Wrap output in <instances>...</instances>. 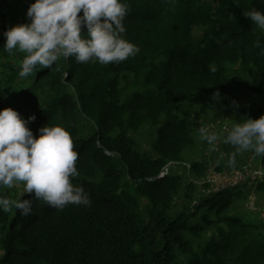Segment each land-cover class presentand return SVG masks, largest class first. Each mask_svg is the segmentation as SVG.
Segmentation results:
<instances>
[{"label": "trees", "instance_id": "1", "mask_svg": "<svg viewBox=\"0 0 264 264\" xmlns=\"http://www.w3.org/2000/svg\"><path fill=\"white\" fill-rule=\"evenodd\" d=\"M33 2L0 0V110L16 107L18 84L30 82L19 102L24 119L36 117L28 127L34 136L48 124L69 131L79 153L72 183L92 203L56 210L33 200L28 216L0 210V264H264V216L233 210L242 188L197 197L180 174L160 176L195 144L188 114L196 96L219 91L226 105L235 68L254 97L264 95V54L253 46L264 48V31L244 15L264 11V0H126L125 38L140 48L134 57L108 65L60 58L21 78L12 58L26 54L5 51L4 32L28 22ZM232 111L236 122L254 119L248 105ZM143 125L156 130L154 154L136 150L128 134ZM260 163L264 169V156ZM182 166L203 182L205 164ZM23 188H1L0 196L33 199ZM253 188L264 196V179ZM180 197L193 207L175 211Z\"/></svg>", "mask_w": 264, "mask_h": 264}, {"label": "clouds", "instance_id": "2", "mask_svg": "<svg viewBox=\"0 0 264 264\" xmlns=\"http://www.w3.org/2000/svg\"><path fill=\"white\" fill-rule=\"evenodd\" d=\"M128 12L126 0H34L26 12L28 22L9 27L4 32L3 48L7 52L16 50L26 54L19 72L21 78L30 76L37 66L52 68L60 58L74 57L77 63L119 64L140 51L125 38L124 21ZM244 15L264 31V11L253 8L244 11ZM83 28L87 29L86 33L82 32ZM253 46L261 48V54H264L260 41ZM212 99L219 103L223 97L216 91ZM2 106L0 187L11 189L16 183L23 182V194H34V198L16 201L0 196V210L7 213L15 208L20 215L28 216L32 213L33 200H42L56 210H63L68 205L90 206V194L72 183V178L78 175L79 153L69 131L48 124L34 136L28 127L36 119L34 115L24 119L13 108ZM232 106L238 108L239 104L233 101ZM210 124H214L212 129L208 128ZM210 124L199 129L200 139L214 145L225 130L221 129L224 127L219 121ZM217 129L221 131L218 133ZM225 143L236 149L229 158L230 165L235 164L236 155L242 152L252 151L257 156H264V115L233 123ZM174 164L179 163H168L165 166L167 172L164 168L160 176L169 174V167H175ZM235 175L233 181L222 188L230 189L249 181L255 184L264 179L261 175L257 179L242 177L236 180ZM214 181H217L216 177Z\"/></svg>", "mask_w": 264, "mask_h": 264}, {"label": "rangeland", "instance_id": "3", "mask_svg": "<svg viewBox=\"0 0 264 264\" xmlns=\"http://www.w3.org/2000/svg\"><path fill=\"white\" fill-rule=\"evenodd\" d=\"M12 59L17 60V62L22 65V57H13ZM235 69L236 71L232 74V79L235 82V89L233 94L229 96L228 100L226 101V105L222 103L223 99L219 103L215 102L212 99V95L209 97L196 96L194 98L195 105L192 107V111L188 114V120L192 119L195 124L193 126L195 130V144L194 146L186 149L184 152V163L172 167L170 170L171 173L180 174L183 177V187L186 185V183L193 182L196 185L195 194L197 197L198 194L202 196L204 194L210 193V191H213V193L223 192L228 186V182L233 181L234 174H238L241 177L255 179L261 177V175H264L262 172L263 167L260 163L261 156H257L252 151H246L237 154L234 165H230L228 163L231 154L236 151L233 146L225 143L227 131H230L232 124L236 123L232 111L234 108L232 106V102H238L239 106L248 105L252 107L255 110L254 119H258L260 116L264 115V95L254 97V95L250 92L249 81L245 72L241 69L240 72L238 68ZM29 84V81L18 84L17 96L19 99L15 103L17 106H13L14 108L12 107L14 110L20 113L22 118L27 116V108L23 105H20L19 102L20 100H23V90L28 88ZM217 121L220 122V126L224 127L221 129H224L225 131L222 135H220L219 140L216 141L214 145H209L206 141H202L200 139L198 128H205L207 124ZM220 131V129L216 130L218 133ZM128 134L135 140L136 150L142 154H154L152 145L156 137L155 128L143 125L136 134L132 132H128ZM223 148L226 149V151H224ZM195 160H197V162H199L201 165L205 164L207 167V174L204 176L203 182H199L191 170H188L187 167L185 168L182 166L189 165ZM216 166L220 167V171L214 169ZM254 172H260L261 175L254 176ZM214 177H216L217 181H214ZM256 181L257 180L253 182ZM204 182H207V187H209V189L204 188ZM22 183L23 182L16 183L15 186L11 188V190L18 192L19 188L22 186ZM256 183H258V181ZM256 183L254 184L249 181L238 184L239 188H242L244 193L240 196L239 200H235L234 202L235 205L233 206V210L236 213H255L260 214L261 217L264 216V196H262L253 188ZM222 186H225V188H222ZM1 188L6 187H0V189ZM181 191L183 192V190ZM177 200L178 207L175 209V211L180 210V208H183L184 205L188 204V202L183 203L182 197L178 198ZM190 204L188 205L191 206ZM211 232L212 231L207 228V230L203 232V240H207L209 234L211 235Z\"/></svg>", "mask_w": 264, "mask_h": 264}, {"label": "built area", "instance_id": "4", "mask_svg": "<svg viewBox=\"0 0 264 264\" xmlns=\"http://www.w3.org/2000/svg\"><path fill=\"white\" fill-rule=\"evenodd\" d=\"M213 127H214V124H210V125L208 126L209 129H212ZM165 172H167V169H166V168H165ZM165 172H164V173H165ZM253 175H254V176H259V175H261V173H260V172H254ZM240 178H242V177L239 176L238 174L235 175V179H236V180H239Z\"/></svg>", "mask_w": 264, "mask_h": 264}]
</instances>
